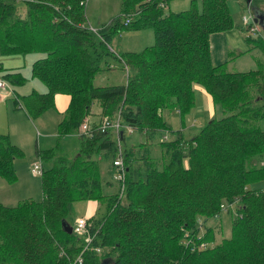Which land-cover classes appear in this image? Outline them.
Listing matches in <instances>:
<instances>
[{
	"label": "trees",
	"instance_id": "trees-1",
	"mask_svg": "<svg viewBox=\"0 0 264 264\" xmlns=\"http://www.w3.org/2000/svg\"><path fill=\"white\" fill-rule=\"evenodd\" d=\"M84 1L24 0L19 14L14 0H0V53L43 54L31 63L30 75L46 91L13 94V104L35 117L54 107L55 94L67 95L56 133L77 140L71 153L59 144L35 148L40 200L0 203V264H264V188L248 186L264 180V129L257 125L264 118V77L257 70L228 72L225 63H210L209 34L233 27L226 0H200V9L166 13L167 0H121V17L97 29L85 24ZM128 14L132 19L124 24ZM123 27L152 28L153 44L114 52L111 35ZM251 28L256 29L250 23ZM243 39L264 51L263 35ZM107 56L117 60L125 80L96 86L95 74L114 66ZM2 78L18 86L24 81L18 71ZM194 83L219 117L212 115L187 139L181 128L168 130L173 136L157 142V157L150 155L151 138L166 130L161 109L187 113ZM94 102L118 130H101L100 117L87 121ZM123 128L145 140L124 144ZM21 154L0 133V177L12 181ZM106 157L118 168L113 175L118 192L101 178L99 161ZM77 200L103 206L84 217L88 241L61 226L63 221L72 227L68 205ZM231 204L230 235L209 246L217 224L206 220Z\"/></svg>",
	"mask_w": 264,
	"mask_h": 264
},
{
	"label": "rangeland",
	"instance_id": "rangeland-1",
	"mask_svg": "<svg viewBox=\"0 0 264 264\" xmlns=\"http://www.w3.org/2000/svg\"><path fill=\"white\" fill-rule=\"evenodd\" d=\"M17 5L18 13L24 14L25 3L24 0H14ZM121 0H85L84 16L85 24L90 28L97 29L102 27L105 23L110 22L120 14ZM228 11L231 16L233 27L221 32L210 33L208 36L209 43V60L212 65L225 63V71H249L257 70L264 77V51L258 47L253 46L252 42L245 41L244 36L256 37L257 34L264 36V32L258 24L252 22V11H264V0H251L248 4L247 0H226ZM83 5V3H82ZM192 5L200 9V0H167L163 11L177 12L189 9ZM135 12V11H134ZM129 13V12H128ZM244 16L247 17L248 22L243 23ZM121 17V16H119ZM252 24L255 30H247V27ZM141 36L135 38L134 31L136 29L120 28L113 32L110 38L109 47L118 53L125 51H140L144 47H149L153 44V30L150 27L140 28ZM94 31V30H93ZM137 41V42H136ZM42 53L28 52V53H0V64L3 68L15 66L18 68L20 74L24 77L23 84L13 85L6 82L2 78L4 69H0V80L5 83L3 88H0V133L7 134L10 141L16 144L22 151L21 156L13 163V179L6 181L0 177V203L4 206L10 207L24 200L41 199L40 177L30 172V166L35 165L38 159L35 156V148L52 147L56 144L61 146V150L67 153L73 151V146H76L75 135L58 137L57 136V118H59L53 111L46 109L42 114L29 117L27 122L31 126H25L21 120L18 123V118L12 114L11 110H21L14 105L12 97L14 95H26L37 87L38 91H46V86L43 82L30 75L31 61L41 57ZM110 65H114L111 69L99 71L95 74L93 84L96 86L122 84L125 80V71L120 69L117 60L107 56L105 58ZM103 65V63H102ZM105 66V64H104ZM41 86V87H40ZM193 89V105L190 110L180 116L175 107H164L161 109V119L164 122L166 130L157 131L151 138L150 155L157 157L159 155L158 141L163 140L164 137L170 138L173 133L168 130L181 128L184 139L191 137L197 133L199 129L214 115L219 117L217 109L213 113L210 106V100L207 94L202 89L201 85L192 84ZM14 94V95H13ZM100 105L94 102L86 116L87 121L97 122L108 119L107 113L103 116L100 113ZM258 127L264 129V118L258 120ZM119 132V131H117ZM111 132L113 137L117 133ZM56 134V135H55ZM124 144H137L145 140L144 135H140L138 131H129L123 128ZM118 145L117 142H115ZM122 148V145L120 144ZM262 162L264 163V154L262 155ZM101 178L112 182V187L109 191L118 192L119 184L113 178L117 173V167L112 165V158L106 157L99 161ZM252 188L263 187L264 180L256 181L248 185ZM102 205L96 200H77L68 205V215L72 222L79 217H88L98 214L102 211ZM235 217V205L231 204L220 211L218 218H210L206 220L207 225H215L218 229L215 230L214 243L219 242L221 238L230 235L231 219ZM201 218L199 217L198 220ZM200 232V231H199ZM74 259L73 261H75Z\"/></svg>",
	"mask_w": 264,
	"mask_h": 264
},
{
	"label": "built area",
	"instance_id": "built-area-1",
	"mask_svg": "<svg viewBox=\"0 0 264 264\" xmlns=\"http://www.w3.org/2000/svg\"><path fill=\"white\" fill-rule=\"evenodd\" d=\"M131 19H132V14H128V15L124 16V18H123L124 24H128L131 21ZM246 21H247V18H246V16H244L243 23H246ZM253 29L254 28H251V30H253ZM4 86H5V83L2 80H0V88H3ZM85 127H86V123L84 121L81 124V128L84 129ZM99 128L101 130H104L106 128H114V129L118 130L117 123L116 122H110L108 119L102 120V122L99 125ZM113 163L115 165H118L119 161H114ZM29 169H30V172L32 174L39 175L41 173L40 162L38 161L35 165L30 166ZM86 227H87L86 219L84 217H79L73 221L71 229L76 234H79V235L85 234L86 237L84 238V240L88 241L89 236H88Z\"/></svg>",
	"mask_w": 264,
	"mask_h": 264
},
{
	"label": "crops",
	"instance_id": "crops-1",
	"mask_svg": "<svg viewBox=\"0 0 264 264\" xmlns=\"http://www.w3.org/2000/svg\"><path fill=\"white\" fill-rule=\"evenodd\" d=\"M93 29V27H92ZM95 29V28H94ZM134 31V36L135 38H139L141 36L140 32L142 31V29L140 30L139 29H136V30H133ZM137 42V41H136ZM115 52V51H114ZM126 52V51H125ZM39 58V57H38ZM37 59V58H36ZM35 60V59H34ZM33 60V61H34ZM31 61V63L33 62ZM2 70L4 69L3 73L4 72H13V71H16L18 70L17 67L15 66H9V67H5L3 68L2 64H0ZM31 69V68H30ZM19 72V71H18ZM20 73V72H19ZM21 75V74H20ZM22 76V75H21ZM23 77V76H22ZM24 78V77H23ZM41 87V86H40ZM37 87H32L33 90H35L36 92H43V91H38V89H36ZM208 96V95H207ZM209 98V97H208ZM210 100V99H209ZM67 102H68V96L67 95H64V94H55L54 96V99H53V104H54V107L53 108H50L49 110L53 111L59 118H57V120L60 119V116H61V112L64 110V108L66 107L67 105ZM210 106H211V102H210ZM21 109V108H20ZM12 114L15 115V117L18 118V123L22 120L23 123L25 124V126H31L27 120L29 119L27 114L21 109V110H16V109H13L11 110ZM58 122V121H57ZM3 134V133H2ZM9 137V136H8ZM10 139V137H9ZM39 147V145H38ZM43 148H46V147H43ZM37 158V157H36Z\"/></svg>",
	"mask_w": 264,
	"mask_h": 264
},
{
	"label": "water",
	"instance_id": "water-1",
	"mask_svg": "<svg viewBox=\"0 0 264 264\" xmlns=\"http://www.w3.org/2000/svg\"><path fill=\"white\" fill-rule=\"evenodd\" d=\"M252 21L257 23L258 25L261 26L262 29H264V12L254 13V15H252ZM61 226L65 231L71 232V226H68L65 222L62 221Z\"/></svg>",
	"mask_w": 264,
	"mask_h": 264
}]
</instances>
